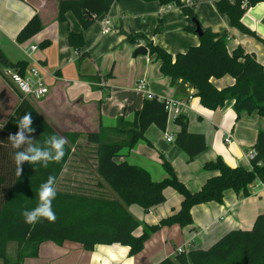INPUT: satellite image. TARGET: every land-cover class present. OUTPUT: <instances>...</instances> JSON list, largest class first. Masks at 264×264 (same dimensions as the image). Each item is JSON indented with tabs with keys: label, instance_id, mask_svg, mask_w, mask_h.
Instances as JSON below:
<instances>
[{
	"label": "crops",
	"instance_id": "1",
	"mask_svg": "<svg viewBox=\"0 0 264 264\" xmlns=\"http://www.w3.org/2000/svg\"><path fill=\"white\" fill-rule=\"evenodd\" d=\"M58 0H0V49L4 52L11 63L24 61L27 65L24 73L30 67H35L44 80L48 89L42 104L31 102L35 109L43 115L48 110V103L60 100L62 104L76 110L79 108L82 113H89L87 119H91L89 127L95 123L92 131H99L107 134L106 141L126 143L128 135L126 133H116L111 130L122 118L125 123H131L134 111L139 109L144 101V96L134 90V85L138 80H145L148 89L157 97L165 99L188 100L187 130L190 133L202 134L205 138L206 149L201 154L193 158L194 167L191 177L188 179L178 178L174 164L175 157L188 159L174 143L177 127L174 125L172 141L157 144L158 136L164 133L155 126H149L144 132V138L152 145V150L156 151L160 160V167L153 174L151 167L144 157L134 155V147L128 151L125 157L117 158V161H126L146 170L151 179L158 182L165 178L166 173L161 166L162 159L170 162L175 175L191 192H196L205 181L217 174L215 171H208L204 168L207 162L214 161L220 157L229 167H242L250 169V160L247 153L253 148V144L259 132H264V118L256 112L248 113L242 111L236 118L233 109L234 100H226L223 107L216 110H209L202 107L198 97L193 96L194 90L188 85L177 81L172 86L169 78L159 71V62L153 60L151 56L137 64V62L127 63L126 57L131 55L135 48L143 45L145 41L152 42L164 48L173 57L178 53H183L199 43V37L194 30H186L188 18L183 13L182 7H191L195 19L202 31L216 34H227L226 47L228 52H232L240 46L247 53H253L256 60L264 66V46L260 41L252 36L246 35L232 27L225 15L219 13L214 0H204L191 2L190 0H177L178 5L161 6L157 1L143 0H120L114 2L106 14L101 15L86 30L82 31L84 46L81 52H87L88 58L79 60L75 51L67 43L69 32H81V26L76 17L67 12L64 20L59 21ZM37 15L41 21L42 29L24 43L15 42V37L26 22ZM103 17L109 18L110 30L102 33ZM242 23L253 31L259 38L264 39V3H257L249 7L242 17ZM136 36V37H135ZM135 37L131 43V38ZM31 46L35 48L30 50ZM13 47L17 53L12 57ZM146 47V46H145ZM147 49V47H146ZM127 63L126 69L119 67L118 73L126 77L122 80L121 86L114 82L113 88L129 90L139 94L140 100H135L130 106V111L113 112L107 115L102 105V94L108 96L110 86L108 79L112 76L118 63ZM112 62V68L106 73V65ZM0 66V128L6 120L13 115L18 104L14 98V93L21 95L16 88L2 75ZM124 70V73L122 72ZM110 74V75H109ZM128 77V78H127ZM211 84L219 89L233 86L234 79L225 75L221 78L210 79ZM102 84V85H101ZM99 89H103L99 91ZM128 92V93H129ZM24 98V97H22ZM160 98V97H159ZM124 104H129V99L124 97ZM139 104V105H138ZM132 108V109H131ZM102 118H105L104 121ZM72 124L77 126L80 123L68 118ZM168 123V122H167ZM167 126V124H166ZM166 130V129H165ZM230 136V142L225 143V137ZM172 142V143H171ZM88 149L76 148L70 151L57 184L60 187L74 188L82 187L90 189L96 193H106L112 198L120 201L98 177L95 170V151L90 157H86ZM75 154L79 157H74ZM177 160V158H176ZM94 163L90 167L95 172V176L84 172L83 177L67 178L64 173L74 175L85 171L84 166ZM75 165L77 168L69 167ZM68 167L70 171L68 172ZM81 167L82 169H78ZM191 167V166H190ZM261 182L257 181L248 187L249 195L235 193L227 190L224 193L221 204L207 202L194 205L191 210L192 222L185 227L173 225L163 227L152 233L145 242L143 249L134 256L128 255V247L118 244L95 245L92 250L86 251L80 244L72 241H64L57 245L51 241H43L38 244H17L18 264H157L165 258H173L175 250L183 247L184 252L198 249H208L219 238L230 231L248 230L252 227L258 215L264 214V191ZM165 202L151 207L148 211L135 204L125 206L127 212L139 223L154 226L158 222L172 214H176L180 209L181 197L170 187L163 190ZM143 232L141 227L133 231L134 236H139ZM7 243L6 252L11 264H14L15 253ZM11 249V254L9 253ZM36 250V251H35ZM35 255H32L33 252ZM12 256V257H11ZM0 264L2 262L0 261Z\"/></svg>",
	"mask_w": 264,
	"mask_h": 264
},
{
	"label": "trees",
	"instance_id": "2",
	"mask_svg": "<svg viewBox=\"0 0 264 264\" xmlns=\"http://www.w3.org/2000/svg\"><path fill=\"white\" fill-rule=\"evenodd\" d=\"M116 1L120 0H58L57 19L64 20L65 13L70 12L81 26V32H69L67 35V43L79 60L89 57L87 52H81L84 46L82 31L88 29L101 15L106 14ZM143 1H157L161 6L178 5L177 0ZM214 1L219 13L227 17L232 27L254 37L264 46V39L259 38L242 23L246 10L257 3H264V0ZM182 10L188 18L186 30L193 31L194 24L191 21L195 19V15L191 7H182ZM41 29L39 17L33 15L18 32L15 42L24 43ZM135 37L131 38V43L134 42ZM226 41V33L202 31L197 46L174 57L161 46L147 40L145 46L148 55L159 62V71L169 78V84L172 86L180 81L193 88V96L198 97L202 107L216 110L223 107L226 100L231 98L234 100L233 109L236 118L242 111L256 112L264 118V66L256 60L253 53L245 52L240 46L231 53L228 52ZM0 66L13 67L24 74L27 65L24 61L11 63L0 49ZM225 75L234 79L233 86L219 90L211 84V78L218 79ZM25 113L31 114V127L34 131L25 133L29 139L17 148L14 147L9 136L19 130L18 122ZM187 122L186 115L178 116L173 121L177 127L174 143L186 155L188 161H191L205 151L206 143L202 134L188 132ZM166 124L167 113L164 102L154 98L144 99L141 107L134 111L130 124L120 118L111 128L116 133H126L128 135L126 143L103 140L101 126L99 131H87L88 143L95 145L96 173L120 201L105 192L96 193L90 189L56 190V197L52 201L56 219L49 221L41 217L36 223L29 224L25 222L23 211L31 210L39 204V187L50 175L55 177L56 184L70 155V149L65 143L64 156L59 161L50 159L47 166L42 162L25 161L20 165L19 173L15 153L27 152L31 147L49 149L51 145L44 142L51 135L62 136L66 142H73L78 135L57 132L31 102L21 98L13 115L0 128V261L2 264H11L6 252V245L10 242L38 244L51 241L60 245L64 241H72L80 244L86 251L92 250L95 245L118 244L128 247V255L134 256L143 249L145 242L155 231L173 225L179 227L190 225L192 222L190 210L194 205L211 201L221 204L227 190L249 195V186L257 181L264 185V132H259L253 144L255 155L250 160V169L231 168L217 157L204 165L206 170L215 171L217 174L208 178L196 192H191L178 180L170 162L165 159H162L161 166L166 176L158 182L153 181L143 168L126 161H117V158L125 157L139 139L144 138V132L149 126L153 125L164 131ZM167 187L172 188L181 197L179 211L160 220L154 226H147L139 236H134L133 231L139 224L127 212L125 206L135 204L148 211L151 207L165 202L163 190ZM35 251L32 255L36 254ZM157 264H264V214L256 217L250 229L230 231L208 249L176 254L173 258H165Z\"/></svg>",
	"mask_w": 264,
	"mask_h": 264
},
{
	"label": "rangeland",
	"instance_id": "3",
	"mask_svg": "<svg viewBox=\"0 0 264 264\" xmlns=\"http://www.w3.org/2000/svg\"><path fill=\"white\" fill-rule=\"evenodd\" d=\"M17 53V49H15L13 47L12 49V57H14V54ZM145 59V57H137L135 59L131 58V55H129V57H126L127 63L129 62H137V64H139L140 62H142ZM154 60V58H152ZM125 62V61H123ZM127 63L125 62L122 63H118L116 68L114 70H112V76L108 79L107 84L110 86V90H108V96L106 94H102V100H105L104 105H102V111L104 110V112L107 115H113V112H117L119 111H124L125 113H128L130 111V106L132 105V103L139 99V94L135 93V92H129V90H124V89H120V88H113L114 82L117 80V85L121 86L122 85V80H125L126 77L124 75H121L120 73H118V69L119 67H123V69H126V65ZM112 68V62L108 63L106 65V73ZM122 69V72L124 73V70ZM128 78V77H127ZM99 91L103 92V89H99ZM129 92V93H128ZM14 98L16 100H19L22 98L21 95L14 93ZM128 98L129 99V104H124L123 100ZM160 98H162V96H159ZM29 101L35 103L38 105L42 104L43 100H45L44 98L40 99V100H33L31 98H27ZM139 105V104H138ZM48 110L46 111V113L43 114V116L45 117L46 121L59 133L61 132H65L68 134H74V135H78L77 139L74 140L73 142H66L67 146L69 147L70 151L72 149H76V148H85L88 149L86 152V157H90L91 154L94 153L95 151V145L88 143L87 139H86V132L87 131H92L93 127L95 125L92 124V127H89V124L92 123L91 119H87V117L89 116V113L86 111L85 115L84 113H82L80 111L79 108L73 109L71 107H69L67 104H62V102L60 100H54L53 102H49L48 105ZM132 109V108H131ZM71 119L73 121L77 120L80 125L77 126L75 124H72L71 121L68 120ZM105 118H102V120L104 121ZM173 120L171 118H168L167 120V126H166V130H164V133L166 132V135H172L173 132V128L174 125L171 123ZM156 128V127H155ZM160 134V136H158V140H157V144H162V143H166L165 139H164V134L163 133H158ZM101 138L103 140H106L107 138V134L104 132H101ZM172 143V142H171ZM167 144V143H166ZM152 146L145 138H141L136 142V145L134 147V155H137V159H140L139 157H144L147 160V165L149 164L151 167V171L154 174L155 171L160 167V160L157 158L156 155V151L152 150V148L150 147ZM70 156V155H69ZM72 156L79 157L75 154H72ZM177 158V160H176ZM174 159V164L171 162L173 168L175 169V172L179 177L183 178V179H188L189 177H191L192 175H194L192 173L194 167L192 166V160L187 162L185 158L183 157H175ZM90 164H87L84 166L85 171L81 172L79 175L78 174H70V173H64V175L67 178H78V177H83V175L85 174L84 172L90 174L92 177L95 176V172L93 171V169L90 167L92 165H94V163L89 162ZM191 166V167H190ZM69 167H73V168H77V166L75 165H70ZM68 167V172L70 171ZM78 169H82L81 167H79ZM59 179V178H58ZM180 179V178H179ZM57 183V182H56ZM59 184H55V188L56 190H64V191H72L77 189H80L79 191H85L86 188H82V187H74V188H65V187H60L58 186ZM139 226L141 227L143 230L146 228V225H144L143 223L139 222L138 223ZM15 245L17 246V243H13L11 246L12 247V251L14 250L13 255L11 254V249H9V253L10 255L13 256L14 258V253H15V260L13 263L17 262V248L15 249ZM11 256V257H12Z\"/></svg>",
	"mask_w": 264,
	"mask_h": 264
},
{
	"label": "clouds",
	"instance_id": "4",
	"mask_svg": "<svg viewBox=\"0 0 264 264\" xmlns=\"http://www.w3.org/2000/svg\"><path fill=\"white\" fill-rule=\"evenodd\" d=\"M31 114L25 113L18 122V131L14 135H10L9 139L12 141L14 147L19 148L22 143H25L29 138L25 133H32L34 129L31 127ZM50 144L49 149L41 150L39 147H31L25 151H18L15 153V160L18 165V173L21 171L20 165L27 161L29 163L42 162L47 166L48 161H59L64 156V145L66 140L62 136L51 135L44 142ZM54 153V154H51ZM55 177L49 176L48 179L42 183L38 190L39 204L31 209L23 211L25 222L34 224L41 217L49 221L56 219L55 213L52 209V201L56 197V188L54 187Z\"/></svg>",
	"mask_w": 264,
	"mask_h": 264
},
{
	"label": "built area",
	"instance_id": "5",
	"mask_svg": "<svg viewBox=\"0 0 264 264\" xmlns=\"http://www.w3.org/2000/svg\"><path fill=\"white\" fill-rule=\"evenodd\" d=\"M102 23V33L109 32L110 28V21L109 18L103 17L101 20ZM35 47L31 46L30 50H33ZM2 75L10 81V83L16 88V90L21 94L24 98H31L33 100H40L44 98L47 93L48 89L44 84V80L42 76L39 74V71L35 67H30L27 70V74H21L16 68L13 67H4L2 69ZM102 85V84H101ZM134 90L143 94L144 98L147 100H152L157 98L159 101L164 102V109L167 113V120L171 118L173 121L181 115H186L188 110V100L190 99V95L185 100H174V99H165L159 98L155 96L149 89L148 84L145 80L141 79L138 80L134 85ZM164 137L167 141H172V137L169 135L164 134ZM230 136L227 135L224 139L225 143L230 142ZM255 155L254 150L252 149L250 152L247 153V158L251 160ZM261 190L264 191V185L261 183ZM183 247H179L175 250L176 254L183 253Z\"/></svg>",
	"mask_w": 264,
	"mask_h": 264
},
{
	"label": "water",
	"instance_id": "6",
	"mask_svg": "<svg viewBox=\"0 0 264 264\" xmlns=\"http://www.w3.org/2000/svg\"><path fill=\"white\" fill-rule=\"evenodd\" d=\"M194 24V32L195 34L200 37L202 34V30L199 26V24L197 23L196 19H192L191 21ZM147 55V49L145 46L141 45L137 48L134 49L133 51V57H137V56H146Z\"/></svg>",
	"mask_w": 264,
	"mask_h": 264
}]
</instances>
